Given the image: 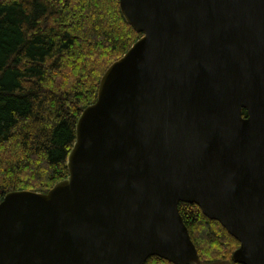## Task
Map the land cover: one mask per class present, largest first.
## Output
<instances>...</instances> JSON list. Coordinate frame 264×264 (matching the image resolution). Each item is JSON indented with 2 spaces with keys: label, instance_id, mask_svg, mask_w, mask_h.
<instances>
[{
  "label": "water",
  "instance_id": "obj_1",
  "mask_svg": "<svg viewBox=\"0 0 264 264\" xmlns=\"http://www.w3.org/2000/svg\"><path fill=\"white\" fill-rule=\"evenodd\" d=\"M118 9L140 37L78 115L65 179L0 201V264H199L179 204L238 244L231 264H264V0Z\"/></svg>",
  "mask_w": 264,
  "mask_h": 264
},
{
  "label": "trees",
  "instance_id": "obj_2",
  "mask_svg": "<svg viewBox=\"0 0 264 264\" xmlns=\"http://www.w3.org/2000/svg\"><path fill=\"white\" fill-rule=\"evenodd\" d=\"M139 37L118 0H0V201L65 179L78 115ZM177 210L199 264H231L238 244L195 206Z\"/></svg>",
  "mask_w": 264,
  "mask_h": 264
},
{
  "label": "flooded vegetation",
  "instance_id": "obj_3",
  "mask_svg": "<svg viewBox=\"0 0 264 264\" xmlns=\"http://www.w3.org/2000/svg\"><path fill=\"white\" fill-rule=\"evenodd\" d=\"M242 118L244 117V113L242 112V116H241Z\"/></svg>",
  "mask_w": 264,
  "mask_h": 264
}]
</instances>
